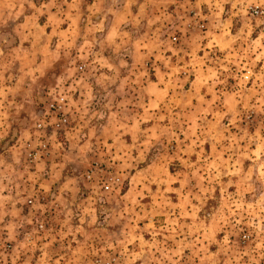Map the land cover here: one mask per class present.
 <instances>
[{"label": "rangeland", "instance_id": "374dc122", "mask_svg": "<svg viewBox=\"0 0 264 264\" xmlns=\"http://www.w3.org/2000/svg\"><path fill=\"white\" fill-rule=\"evenodd\" d=\"M45 1L0 0V42L5 38L13 41L11 48L5 46V55L0 57V87L5 89L8 99L19 96L27 78L37 80L33 74L37 69L40 77L46 79L49 71L63 65L65 77L75 69L72 79L78 77L82 81L77 83L76 92L69 94L70 100L81 101L84 98L81 92H85L83 81L96 71H87L81 65L94 61L82 58L77 52L81 38H74L72 42L62 39L59 48L57 37L53 40L44 34H37L35 38L19 37L22 31L19 26L26 16L35 13L39 17L37 23L43 19V12L39 14L35 10ZM180 1L182 7L170 4L159 10L169 14L158 31L163 35L160 49L171 56L170 50L181 43L183 34H191V45L205 32L220 33L218 46L213 48L211 45L216 42L212 41L206 50L197 54L212 70L209 75L216 83L213 105L229 114L220 113L217 117L212 113L202 114L189 137L180 135L184 125L174 122L177 133L170 129L163 133L162 141L140 156L141 161L133 160L132 167L119 168V162L106 165L107 173L120 178V186L110 193H103L98 184L91 186L95 182H86L84 174L89 163L77 160L67 163L57 173L54 184L59 188L61 181L75 180L76 188L61 194L58 189L51 191L48 196L45 194L42 206L29 207L26 201L30 196L29 176L33 168L22 157L20 168H26L23 179L6 180L0 185V229L11 226L17 238L31 235L29 240L34 252H39L41 241L49 243V248L59 247L64 241H70L74 248L79 241L78 255L84 256L89 255L86 251L89 248L98 250L104 244H112L113 248L105 250L107 255L102 264L110 263L117 256L120 259L116 264H142V252L151 256L144 264H264V200L260 194L264 179L258 175L264 168V3L261 0ZM60 5L62 10L64 6ZM249 7H257L261 14L251 17L247 13ZM155 14L160 13L156 10ZM189 24L194 29L188 28ZM32 25L31 20L27 28L33 33ZM172 38L177 42H172ZM65 42L71 45L63 47ZM49 46L54 54L48 52ZM245 73H248L246 80L242 77ZM94 85L92 90L97 101L104 99L105 92ZM227 94H233L232 98L223 104ZM103 105L101 101H94L90 108L102 109L106 114L108 109ZM101 122L104 121H93V124L99 129ZM77 123L78 118L73 120L69 113V125L56 132L58 142L64 147L56 151L50 145V155L44 162L52 158L63 163L65 156H76L77 150L70 148L72 142L65 134ZM178 137L182 143L177 145ZM210 143L218 145L217 150H211ZM185 145L190 149L185 150ZM8 147L9 143H0V154L10 161ZM127 147L132 149L133 158L139 154L131 145ZM89 161L91 165H99V152L94 149L89 153ZM210 203L215 205L211 217L205 215ZM41 221L44 230L34 233V227ZM80 221L86 227H81ZM89 260L92 261L91 256ZM70 264H82V261L74 259Z\"/></svg>", "mask_w": 264, "mask_h": 264}, {"label": "crops", "instance_id": "0c3cea01", "mask_svg": "<svg viewBox=\"0 0 264 264\" xmlns=\"http://www.w3.org/2000/svg\"><path fill=\"white\" fill-rule=\"evenodd\" d=\"M165 2L166 5H162ZM182 3L180 0H144L141 7L136 0H133L131 6L116 21L117 39L115 43L109 42V44L97 48L92 43L95 38L102 35L97 30V19L102 18L106 8L112 6V0H61L60 3L55 0H47L35 10L39 14L43 12V19L40 23H37L39 17L35 13L26 16V20L19 26L22 30L19 37L35 38L37 34L39 36L44 34L47 39L51 40L57 37V47L59 46V48H61L60 40L62 39L72 42L74 38H81L82 41L76 46L77 52L81 53L82 58L95 61V63L90 62L87 65L81 63V65L87 71L96 70L94 75L87 76V79L83 81L84 85L93 89L94 83H96V86L103 92L107 88V91L115 97L112 100V111L118 114V118L122 122L126 120L130 122L132 119L136 121L137 116L143 121V123L136 122L134 128L125 130L123 139L127 145L132 147L133 140L130 135L135 136L143 129L150 128L149 131L157 139L161 138L162 134L168 132L169 129L177 133L174 122H178L180 125L182 123L184 126L179 134L189 137L193 135L194 125H198L202 114L212 113L213 117H217L221 116L220 113L229 114V111L223 112V108L213 105L216 99L214 93L216 83L209 75L212 70L203 64V57L197 54L199 51L206 50L212 41L216 42L215 45H211L213 48L218 46L220 33L209 35L205 32L191 45H189L191 34H188L189 37L183 34V39L179 40L181 43L170 50L171 56H166L160 49L163 35H159L158 31H161L160 28L168 19L169 14H164L163 10H159L164 9L165 6H171L170 4H173L175 8L182 7ZM60 4L64 6L62 10H59ZM119 7L122 8L123 4L121 3ZM156 10L160 13L159 15L155 14ZM31 20L33 21V33L27 28V24ZM112 21L113 18L109 16L108 25ZM129 21H133L136 28L128 25ZM35 22L36 24H34ZM145 23L148 24L147 27ZM105 31H107V20H105ZM131 37L132 39L141 38L134 44H130ZM85 40L89 41L87 48L83 47ZM66 42L65 45L62 44L63 47L71 45ZM49 48L50 46L48 52L54 54L55 51H52L51 48L49 50ZM43 49H47V47H43ZM121 60L125 62V67L120 66ZM91 65L94 66L91 67ZM183 73L186 75L182 76ZM247 75L248 73L243 74L244 80L247 79ZM104 76L114 78L115 83L105 81L103 84H98L97 80H102ZM121 84L123 92L120 91ZM230 95L227 94L224 97L223 104L227 100H231ZM102 97L104 99H99V101L103 104L106 102V96ZM77 101L80 99L78 98ZM120 105L124 106L120 107ZM102 107L105 108L104 105ZM107 113L108 110H106ZM105 123L106 121L99 123L98 127H102ZM138 139L142 141L144 136L140 134ZM178 139L177 145L182 143L179 137ZM50 145L52 144L50 143ZM210 146L211 150H217L219 147L215 143H210ZM229 146L232 148L233 144L230 143ZM183 147L185 150L190 149L188 145ZM241 148L245 150L244 146ZM134 149L139 153L134 157V160L139 162L141 161L140 152L136 148ZM54 163L60 164L61 161L51 158L49 162H43L38 168L32 167L33 171L29 176L31 181L29 199L48 196L51 191L57 189L60 192L64 182L61 181L58 184L60 189L54 185L57 182V173L61 171V169H57L55 176H52Z\"/></svg>", "mask_w": 264, "mask_h": 264}, {"label": "clouds", "instance_id": "9594fccd", "mask_svg": "<svg viewBox=\"0 0 264 264\" xmlns=\"http://www.w3.org/2000/svg\"><path fill=\"white\" fill-rule=\"evenodd\" d=\"M136 2L142 7L144 0H136ZM261 2L264 3V0H261ZM121 3L123 4L122 8L119 7ZM132 3L133 0H112V6L107 7L104 16L97 19V30L102 33L92 41L97 48H100L101 45H107L109 42L115 43L117 39L116 21ZM109 16L113 18L110 25H108ZM105 20H107V31H105ZM128 25L136 28L133 21H129ZM140 38L132 39L131 37L129 43L134 44ZM88 44L89 41L85 40L83 47L87 48ZM12 45L13 41H10L9 38L3 39L0 42V57L5 55V46L11 48ZM120 66H126L123 60H121ZM62 69L63 65H57V70L49 71L46 79L40 77L37 69L33 73L37 76V80L33 81L31 78H27L26 83L23 85V92L19 96H12L10 99L6 98L5 89L0 87V143H9L8 152L11 154L10 161L6 160L3 154H0V185H3L6 180L19 182L23 179L26 168L21 170L20 166L24 151L27 147H31L33 150L41 147L39 141L43 133L40 129L46 128V121H50L47 118L52 115L53 109L57 106L62 112L71 113L73 120L78 118L76 127L65 134L67 139L72 142L70 148L77 150V154L74 157L71 155L65 156V162L63 163H54L52 165V176H55L57 169L66 167L67 163H75L79 160L83 163H89L91 171L87 175V179L95 181L91 186L98 184L101 188H111L117 179L112 177H109L108 180L101 179L109 171V167L106 165L119 162V168L126 167L128 169L132 167L131 162L134 160L131 156L132 149L127 147L123 137L126 129L134 128L136 122L143 123V121L137 116L136 121L132 119L130 122L127 120L122 122L118 118V114L112 111V100L115 97L107 91V88H105L106 102L104 103V107L108 109L107 114H104L102 109L91 110L90 106L93 102L99 103V101H97V97L93 95V90L89 86H83L86 91L81 92V96L84 97L81 101L70 100L69 94L75 93L77 83L82 84V81L78 77L72 79L75 69L67 77L64 76ZM113 71L115 72V69ZM105 81L115 83V79L108 76H104L102 80H97V83L103 84ZM120 91L123 92L122 84L120 85ZM40 101H43L42 105H40ZM45 101L48 102L47 107H45ZM65 101H68V103L65 104ZM123 106L120 105V107ZM29 121L31 122L30 126L22 127L23 124H27ZM93 121H106V123L98 129ZM149 129H143L135 136L130 135L133 140L132 147L136 148L141 156L150 152L156 144L161 142L162 137L157 139ZM140 134L144 136L142 141L138 139ZM13 139L15 140L14 143H12ZM49 143L56 151L64 147L62 143L58 142L55 132L49 138ZM94 149L99 152L100 164L98 170L92 167L89 161V153H92ZM35 159L40 161V155L37 154ZM40 163H37L36 168L40 166ZM97 171H99V175H97ZM258 175L264 179V168L258 171ZM76 183L75 180L67 181L60 192L71 191V189L76 188ZM260 194L261 199L264 200V190ZM59 198H62V195ZM214 208L215 205L210 203L205 215L211 217ZM68 214L71 215L70 212ZM80 226L86 227L84 221H80ZM68 231H72V229H68ZM3 233H6V236ZM73 239H75V236H73ZM84 243H87V241ZM9 245H11V248H9ZM111 248H113L112 244H104L98 250L89 248L86 250L89 255L84 256L78 255L81 251L79 241H77L74 248L70 241H64L59 247L53 248H49L47 243L41 241L39 252H34L33 244L27 235L23 238H17L15 230L11 226L0 229V264H41L45 260L47 264H70V261L74 259L81 260L82 264H92V261H95V264H100V261L107 255L105 250ZM89 256L92 257V261L89 260ZM140 257L142 264L151 259L147 252H142ZM119 259L118 256L111 258L110 264H116Z\"/></svg>", "mask_w": 264, "mask_h": 264}, {"label": "built area", "instance_id": "2783aa9c", "mask_svg": "<svg viewBox=\"0 0 264 264\" xmlns=\"http://www.w3.org/2000/svg\"><path fill=\"white\" fill-rule=\"evenodd\" d=\"M248 14H250L251 17L256 18L258 17L261 12L257 7H249L248 8ZM197 26L199 28H201V26L199 24H197ZM193 25L189 24L188 28H192ZM194 29V28H192ZM172 42H177L176 38H172ZM183 76L186 75V73L182 74ZM65 104H67V101H65ZM54 116V117H53ZM53 117V118H52ZM47 119H49L50 121H46V128H42L40 129V131L43 133L41 134V138H40V146L41 147H37L36 149H32L31 147H27L24 151V158L25 161L28 165H30L31 167H36L37 163L42 164L50 155V143H49V134L48 133H53V132H59L62 129L66 128L69 125V113L67 112H62V110L59 108V106H57L55 109H53L52 111V115L49 116ZM38 155H40V161H37L35 159V157ZM92 167L96 168L97 170L99 169V165H97L96 163H94L93 165H91ZM91 171L90 167L87 169V171L84 174V178L86 180V182L88 183H93L95 181H89L87 179V175L89 174V172ZM97 175H99V171H97ZM109 177L115 178L117 179L116 182L114 183V185L111 188H101L98 185V188L103 192V193H110L115 191L119 186H120V178L114 174V173H105L101 179L102 180H108ZM43 201H44V196H37L34 199H28L26 201V204L29 207H34L36 205L42 206L43 205ZM44 230V225L43 222H39L38 224H36V226L34 227V233H41ZM28 239H30L31 235H27ZM243 239H246V236H243ZM92 264H95V261L92 262ZM100 264L101 261H100ZM106 264H110V263H106Z\"/></svg>", "mask_w": 264, "mask_h": 264}]
</instances>
